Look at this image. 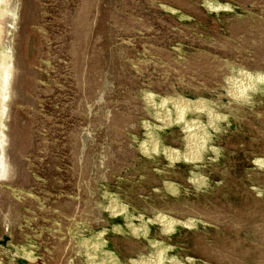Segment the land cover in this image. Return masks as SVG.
<instances>
[{
  "label": "rangeland",
  "instance_id": "rangeland-1",
  "mask_svg": "<svg viewBox=\"0 0 264 264\" xmlns=\"http://www.w3.org/2000/svg\"><path fill=\"white\" fill-rule=\"evenodd\" d=\"M248 72L264 0H0V264H264Z\"/></svg>",
  "mask_w": 264,
  "mask_h": 264
},
{
  "label": "bare ground",
  "instance_id": "bare-ground-1",
  "mask_svg": "<svg viewBox=\"0 0 264 264\" xmlns=\"http://www.w3.org/2000/svg\"><path fill=\"white\" fill-rule=\"evenodd\" d=\"M219 5V4H218ZM218 5H211V6H214V7H217ZM227 8V7H226ZM212 9V8H211ZM219 10V9H218ZM221 10V9H220ZM217 13V12H216ZM11 77V76H10ZM245 77L247 79H249V84H248V88L247 89H258L260 88V86L262 84H264V73L262 74H251V73H245ZM9 79V78H8ZM11 80V79H10ZM8 81V80H7ZM11 84V82H10ZM10 88L7 87L4 91H3V100H2V105H1V109H0V119L2 118L3 114H4V107H5V103L7 101V99L9 98V90ZM244 95V94H243ZM155 97V95H151V99H153ZM158 97V96H157ZM244 97V96H242ZM240 98V97H239ZM247 98V97H246ZM167 98H164L163 100H166ZM181 99V98H180ZM169 100V99H168ZM176 100V99H175ZM250 100V99H249ZM178 101V100H177ZM150 103V102H149ZM166 103V102H165ZM174 103V102H173ZM179 103H181V112L180 114L177 116L176 119H171V118H166V122H167V119L169 122H181L182 120H184V114L185 112L188 110V108L192 107L194 110L200 108L204 103H205V100L204 99H200V100H192V99H182V100H179ZM8 104V103H7ZM158 104V103H157ZM163 104V103H162ZM161 106V105H160ZM204 106V105H203ZM184 109V110H183ZM190 110V109H189ZM196 114V113H195ZM199 114V113H198ZM197 114V115H198ZM201 114V113H200ZM169 116V115H168ZM199 116V115H198ZM174 118V117H173ZM186 118V117H185ZM1 121V120H0ZM4 121V120H3ZM193 122V121H192ZM189 124V123H188ZM188 124L185 126V130L186 132H189L190 129H188ZM148 125V124H147ZM5 132V131H4ZM207 133V132H206ZM151 134V133H150ZM3 131L1 129V125H0V145L2 143V139H3ZM152 137V136H150ZM195 140V139H194ZM188 141H191L190 139ZM153 142H157L155 140L152 141ZM193 143V141H192ZM154 144V143H153ZM196 144V143H195ZM4 146V145H3ZM158 146V145H156ZM146 147V146H145ZM154 148V147H153ZM157 148V147H155ZM191 148V147H190ZM162 151L164 152V154L171 160V161H175L176 159H185L186 161H193V162H196L198 159H200V155L199 154H191L189 152H180L179 150L177 149H174L172 147H164L162 149ZM195 152V151H194ZM201 152V151H200ZM199 152V153H200ZM198 153V152H197ZM4 154V153H3ZM201 154V153H200ZM2 148L0 146V166H1V163H3V159H2ZM204 159V158H203ZM202 160V159H201ZM174 164V163H173ZM197 164V163H195ZM9 166H7V169H8ZM2 167H0L1 169ZM198 178V177H197ZM119 207V206H118ZM134 219V218H133ZM131 220V219H130ZM158 220V219H157ZM162 221H166V224L164 226V230L165 231H173L176 226L178 225H190L192 224V221L188 220V221H182V220H179V219H172V218H164L162 219ZM196 222V221H195ZM130 223V222H129ZM146 225V224H145ZM195 225V224H194ZM132 226V225H131ZM180 229V228H179ZM148 231V230H147ZM149 232V231H148ZM174 232V231H173ZM176 232V231H175ZM140 234V233H139ZM153 243V242H152ZM162 244V243H161ZM156 247V246H155ZM163 248V247H162ZM162 250V249H161ZM110 253V252H109ZM110 255V254H109ZM110 259V258H109ZM108 259V260H109ZM117 262V259L115 258L114 256V263L116 264Z\"/></svg>",
  "mask_w": 264,
  "mask_h": 264
}]
</instances>
